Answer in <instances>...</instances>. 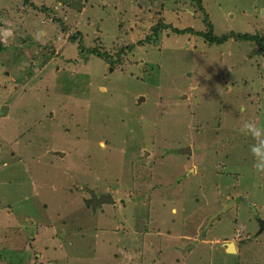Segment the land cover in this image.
<instances>
[{
	"label": "rangeland",
	"instance_id": "1",
	"mask_svg": "<svg viewBox=\"0 0 264 264\" xmlns=\"http://www.w3.org/2000/svg\"><path fill=\"white\" fill-rule=\"evenodd\" d=\"M205 21L264 35V0H0V264H264V55Z\"/></svg>",
	"mask_w": 264,
	"mask_h": 264
},
{
	"label": "trees",
	"instance_id": "2",
	"mask_svg": "<svg viewBox=\"0 0 264 264\" xmlns=\"http://www.w3.org/2000/svg\"><path fill=\"white\" fill-rule=\"evenodd\" d=\"M199 8L201 9V10H203V7H202V5H200L199 4ZM108 18H110V16H108ZM109 23H112V25L113 26H116L115 25V21H108ZM206 22V27H207V29H204L203 31H198V30H194V29H192L191 27H186L185 29H177V30H175V31H177V33H179V34H182L183 33V31H188V32H191V33H196V34H198L199 36H201L204 40H207V42H209V43H215V44H222V43H225V42H227L230 38H232L233 40H236V41H240V40H246V39H249V40H252V41H254V43L258 46V49H257V51L259 52V53H261V55H264V35H258V33H256V34H252V35H250V34H246V33H235V32H227V33H225V34H222V35H216L215 33H214V29H213V26H212V24H210L209 22H207V21H205ZM100 24L103 26L102 28H104V27H106V25H107V21H105V20H103V22H99L98 23V25L97 26H99L100 27ZM101 28V29H102ZM147 39H148V37H147ZM67 43L65 44V46H64V48L66 49V48H69L70 50H77V54H78V56L81 58V63L83 64V63H87L88 61L90 62L91 60H90V55H92L93 53L94 54H96L97 56H104L106 59L108 58L107 57V55L108 54H106V52H100L99 50H97L94 46H92V48L90 49L88 46H85L83 43H82V40H81V38H80V36L79 37H77L76 35H71L68 39H67V41H66ZM143 42V41H142ZM142 42H139V43H142ZM49 45H44V47L46 48V47H48ZM53 52V49H51L50 48V50H49V53H52ZM65 53V52H64ZM69 55V54H68ZM119 55H120V52H119ZM66 56H64L63 58H65ZM72 58V56L71 55H69V57H68V59H69V61H71V62H73V63H75L76 61H77V59H72V60H70ZM102 59H104L103 57H102ZM105 60V59H104ZM114 61H112L111 62V66L112 65H117V64H119V63H122L123 62V58H122V60L120 59L119 60V58L117 57V58H115V59H113ZM122 61V62H121ZM41 64V63H40ZM45 70H46V68H44ZM63 69L64 70H61V73H60V75L62 74V73H68V75H69V78H70V76L72 75V72H73V64H66V67H63ZM80 70H82V69H80ZM80 70H78V71H76V72H74L75 74H77ZM70 71H72V72H70ZM63 80H62V85H61V88H63V89H65L66 87H67V85H68V79H66V77L65 76H63ZM147 83H148V81H147ZM81 156L82 157H88L89 159L91 158V155L90 154H88L84 149H83V147L81 148ZM103 164H105L106 163V159L105 158H103ZM0 180H1V178H0ZM4 181V180H3ZM37 227V228H36ZM39 225H36L35 226V228L33 229V233L31 234V235H33V234H35V233H37V230L39 231ZM29 239H30V237L28 238V241H29ZM248 241H250V240H248ZM247 240H246V242H245V246L246 247H248V242ZM33 245V244H32ZM31 245V243L29 242L28 243V246L29 247H31L32 246ZM238 246V250H239V252H238V254L237 255H240V249L242 248V246L240 247V245L238 244L237 245ZM245 248V247H244ZM31 249L33 250V248L31 247ZM32 250H31V252L29 253V254H26L25 255V257H24V259H23V261L24 262H27L28 260H32V258H30V257H32ZM249 253H252V251L250 250V252ZM36 257H37V254L35 255ZM0 257H1V254H0ZM240 257V256H239ZM34 258V257H33ZM249 261H251L250 259H249ZM257 262V261H256ZM37 264H43V262H39V263H37Z\"/></svg>",
	"mask_w": 264,
	"mask_h": 264
},
{
	"label": "water",
	"instance_id": "3",
	"mask_svg": "<svg viewBox=\"0 0 264 264\" xmlns=\"http://www.w3.org/2000/svg\"><path fill=\"white\" fill-rule=\"evenodd\" d=\"M178 152L190 154L191 150H190L189 146H186L184 148H179ZM61 155H62V153H61ZM86 190L90 194V198L85 200V204H88V205L90 204V206L93 208V210H95L97 206H101L104 203H109V202L113 201V199L110 195L102 194L99 197H97L96 194L92 190H88V189H86ZM244 202L246 205L249 206V208H251L257 214L253 204L247 202L246 200H244ZM232 203H233V200H228L227 202L222 203L221 207L209 216L207 224L210 223L212 220L216 219L218 216L225 213L229 209V207ZM258 222L260 225V228L258 231L260 232L264 229V220L259 218ZM224 245H225L226 252H229V253H236L237 252V250L234 247L233 242H231V241L225 242Z\"/></svg>",
	"mask_w": 264,
	"mask_h": 264
},
{
	"label": "crops",
	"instance_id": "4",
	"mask_svg": "<svg viewBox=\"0 0 264 264\" xmlns=\"http://www.w3.org/2000/svg\"><path fill=\"white\" fill-rule=\"evenodd\" d=\"M189 147H190V145H188ZM190 150H191V152H190V154H192V148L190 147ZM190 167V166H189ZM188 167V168H189ZM241 202H242V200H241ZM221 207V206H220ZM256 216H259L258 214H256ZM258 218H260V217H258ZM261 219V218H260ZM262 220H264V219H262ZM256 223H258V221L256 222ZM263 231V233H264V229L262 230ZM262 231H260L261 233H262ZM259 231H258V233L257 234H259L260 233ZM260 233V234H261ZM234 247H235V249L237 250V252L236 253H238L239 252V250H238V246L235 244L234 245ZM186 248H188V247H186ZM185 248V249H186ZM184 249V250H185ZM224 249V251L226 252V249L225 248H223ZM184 250H182V252H184ZM227 254H236V253H229V252H226ZM66 257V256H65ZM72 261H73V258H72ZM73 263H75L74 261H73Z\"/></svg>",
	"mask_w": 264,
	"mask_h": 264
},
{
	"label": "clouds",
	"instance_id": "5",
	"mask_svg": "<svg viewBox=\"0 0 264 264\" xmlns=\"http://www.w3.org/2000/svg\"><path fill=\"white\" fill-rule=\"evenodd\" d=\"M188 146V145H187ZM184 147H186V146H181L180 148H184ZM183 154H185V153H183ZM61 155V154H60ZM63 155V154H62ZM83 189L85 190V191H87L86 189H88V190H90V188H88L87 186H85V185H83ZM93 191V190H92ZM88 192V191H87ZM94 192V191H93ZM95 193V192H94ZM96 194V193H95ZM90 195V194H89ZM100 195H102V194H100ZM106 195V194H105ZM97 196V195H96ZM97 197H99V196H97ZM90 198V197H89ZM89 198H86V199H89ZM242 201H244L245 200V198H242L241 199ZM84 202H85V200H84ZM248 206V205H247ZM249 207V206H248ZM218 218V217H217ZM259 219V218H258ZM216 220V219H215ZM257 222V221H256ZM259 228H260V225H257ZM259 230V229H258ZM258 230H257V232L256 233H258ZM231 242H233V241H231ZM225 243V242H224ZM234 243V242H233ZM235 245V244H234Z\"/></svg>",
	"mask_w": 264,
	"mask_h": 264
},
{
	"label": "flooded vegetation",
	"instance_id": "6",
	"mask_svg": "<svg viewBox=\"0 0 264 264\" xmlns=\"http://www.w3.org/2000/svg\"><path fill=\"white\" fill-rule=\"evenodd\" d=\"M99 196H100V195H99ZM258 217H259V216H254L255 221H258ZM257 225H259V222L257 223Z\"/></svg>",
	"mask_w": 264,
	"mask_h": 264
}]
</instances>
